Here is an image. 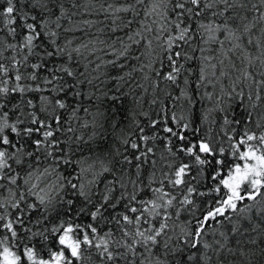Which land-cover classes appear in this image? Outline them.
Returning a JSON list of instances; mask_svg holds the SVG:
<instances>
[{
    "label": "snow or ice",
    "instance_id": "6c2138e0",
    "mask_svg": "<svg viewBox=\"0 0 264 264\" xmlns=\"http://www.w3.org/2000/svg\"><path fill=\"white\" fill-rule=\"evenodd\" d=\"M0 264H264V0H0Z\"/></svg>",
    "mask_w": 264,
    "mask_h": 264
}]
</instances>
